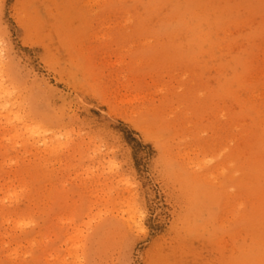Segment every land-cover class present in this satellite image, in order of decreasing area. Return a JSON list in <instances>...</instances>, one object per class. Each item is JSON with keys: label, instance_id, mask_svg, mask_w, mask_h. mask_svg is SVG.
Masks as SVG:
<instances>
[{"label": "rangeland", "instance_id": "rangeland-1", "mask_svg": "<svg viewBox=\"0 0 264 264\" xmlns=\"http://www.w3.org/2000/svg\"><path fill=\"white\" fill-rule=\"evenodd\" d=\"M3 37L0 264H261L262 0H0Z\"/></svg>", "mask_w": 264, "mask_h": 264}, {"label": "bare ground", "instance_id": "bare-ground-1", "mask_svg": "<svg viewBox=\"0 0 264 264\" xmlns=\"http://www.w3.org/2000/svg\"><path fill=\"white\" fill-rule=\"evenodd\" d=\"M5 89L6 88L2 87V83H0V108H2L5 111L4 117L6 118V120L10 121L13 118L19 117V115L15 113L14 111H12V107H10L11 104L8 103L9 102L8 96H7L9 95L8 90L7 89L5 90ZM130 210L127 212L128 213L127 220H131L133 222V220H135V215ZM253 254L254 253H249V252L244 253V258L248 260L249 264H257V261H255Z\"/></svg>", "mask_w": 264, "mask_h": 264}, {"label": "snow or ice", "instance_id": "snow-or-ice-1", "mask_svg": "<svg viewBox=\"0 0 264 264\" xmlns=\"http://www.w3.org/2000/svg\"><path fill=\"white\" fill-rule=\"evenodd\" d=\"M262 2H264V0H262ZM5 39L6 37L0 38V44H3ZM261 264H264V260L261 261Z\"/></svg>", "mask_w": 264, "mask_h": 264}]
</instances>
